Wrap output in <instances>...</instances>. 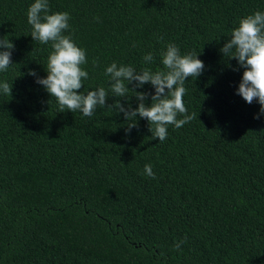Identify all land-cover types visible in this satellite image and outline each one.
Segmentation results:
<instances>
[{"label":"trees","instance_id":"1","mask_svg":"<svg viewBox=\"0 0 264 264\" xmlns=\"http://www.w3.org/2000/svg\"><path fill=\"white\" fill-rule=\"evenodd\" d=\"M33 2L0 0V37L15 46L0 73L12 82L0 94V264H264V114L235 94L243 70L219 51L264 0H49L86 51L79 91L104 87L108 105L124 103L104 74L113 62L162 70L169 43L200 54L205 71L184 85L193 119L163 142L139 117L126 131L114 110L59 112L27 75L46 78L51 52L30 36Z\"/></svg>","mask_w":264,"mask_h":264},{"label":"clouds","instance_id":"2","mask_svg":"<svg viewBox=\"0 0 264 264\" xmlns=\"http://www.w3.org/2000/svg\"><path fill=\"white\" fill-rule=\"evenodd\" d=\"M49 13V0H34L27 10V23L32 29L31 38L42 45L51 46L46 78H40L34 70H29L27 75L35 77V83L55 99L60 113L67 110L91 118L98 108L114 110L118 114L122 113L125 121H133L126 131L137 127L136 118L139 117L146 120L148 126H154V136L161 142L167 138L169 125L179 129L193 119L184 104L183 97L187 92L184 85L189 78L194 77L196 80L205 71L203 61L198 59L200 54L189 52L182 55L177 45L169 43L166 50L160 53L162 70L151 71L145 68L137 72L131 65L113 62L105 68L104 74L109 77L112 97L124 98V103L117 99L108 105L106 102L109 94L104 87L79 91L83 88V81L89 78L83 68L87 63L86 51L76 45L71 35L64 34L70 30L69 14ZM14 49L9 39L0 37V73L14 65ZM219 51L228 60L236 61L237 67L233 71L243 70L235 94L247 104L254 101L258 103L260 113L264 114V11H255L241 18ZM153 58L152 53L143 57L146 63L152 62ZM145 84L154 89V94L137 91ZM129 92L134 94L137 101L134 110L125 99ZM0 94L11 97L12 82L0 81ZM149 99L150 103H146ZM178 116L182 118L178 119ZM144 174L156 179L151 164L144 166ZM184 242L181 240L175 244L174 250H179Z\"/></svg>","mask_w":264,"mask_h":264}]
</instances>
